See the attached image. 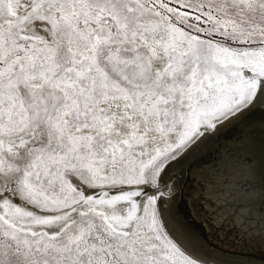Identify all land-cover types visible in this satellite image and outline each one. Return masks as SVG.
<instances>
[{
    "label": "snow or ice",
    "instance_id": "snow-or-ice-1",
    "mask_svg": "<svg viewBox=\"0 0 264 264\" xmlns=\"http://www.w3.org/2000/svg\"><path fill=\"white\" fill-rule=\"evenodd\" d=\"M258 100L264 0H0V264H218L166 231L162 174Z\"/></svg>",
    "mask_w": 264,
    "mask_h": 264
},
{
    "label": "bare ground",
    "instance_id": "bare-ground-1",
    "mask_svg": "<svg viewBox=\"0 0 264 264\" xmlns=\"http://www.w3.org/2000/svg\"><path fill=\"white\" fill-rule=\"evenodd\" d=\"M263 108L258 100L239 117L218 125L214 133L201 138L179 163L162 174L164 194L158 200L162 223L193 259L218 264H264V239L260 235L264 225L259 223L264 211V111L221 139L216 138L253 110ZM250 168L254 170L251 177ZM249 179L251 183L246 184ZM73 182L79 185V181ZM142 187H147L150 194L155 191L151 185ZM206 208L225 217L246 214L251 208L256 217L252 238L240 240L232 232L226 234L212 227Z\"/></svg>",
    "mask_w": 264,
    "mask_h": 264
},
{
    "label": "water",
    "instance_id": "water-1",
    "mask_svg": "<svg viewBox=\"0 0 264 264\" xmlns=\"http://www.w3.org/2000/svg\"><path fill=\"white\" fill-rule=\"evenodd\" d=\"M263 111H264V108H263V109H256V110H253L252 112H250L249 114H247L246 116H244V117H243L239 122H237L235 125H233L232 127H230V129H229L227 132L218 135L216 138L221 139L225 134H228V133L232 132L235 128H237L239 125H241V124H242L244 121H246L249 117H251L252 115H254V114H256V113H260V112H263ZM216 150H218V148L215 149V151H216ZM212 155L214 156V153H213ZM210 156H211V155H210ZM213 161H214V159H212V160H204L205 163H210V162H213ZM183 186H184V185H183ZM183 186H182V188H183ZM180 192H181V189H180Z\"/></svg>",
    "mask_w": 264,
    "mask_h": 264
},
{
    "label": "rangeland",
    "instance_id": "rangeland-1",
    "mask_svg": "<svg viewBox=\"0 0 264 264\" xmlns=\"http://www.w3.org/2000/svg\"><path fill=\"white\" fill-rule=\"evenodd\" d=\"M72 179L75 180V181H78V180H76L74 177H73Z\"/></svg>",
    "mask_w": 264,
    "mask_h": 264
}]
</instances>
